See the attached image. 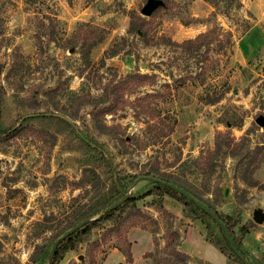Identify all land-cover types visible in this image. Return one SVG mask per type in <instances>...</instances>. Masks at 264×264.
<instances>
[{
  "label": "rangeland",
  "instance_id": "1",
  "mask_svg": "<svg viewBox=\"0 0 264 264\" xmlns=\"http://www.w3.org/2000/svg\"><path fill=\"white\" fill-rule=\"evenodd\" d=\"M161 1L145 16L147 0H0V264H30L98 189L126 193L123 208L58 264H264V0L227 11ZM208 31L188 65L175 43ZM220 133L235 138V155L208 178L198 159ZM149 169L231 215L247 262L209 214L160 190L145 194Z\"/></svg>",
  "mask_w": 264,
  "mask_h": 264
},
{
  "label": "trees",
  "instance_id": "2",
  "mask_svg": "<svg viewBox=\"0 0 264 264\" xmlns=\"http://www.w3.org/2000/svg\"><path fill=\"white\" fill-rule=\"evenodd\" d=\"M212 5H214V7L218 8V9H222L223 11H227L228 9L232 8L233 6H235L236 8H239L241 3L239 0H208ZM142 25H138V24H132L130 27V31L136 33V34H141L142 33ZM209 31L208 32H204L200 35H198L196 38H190L187 39L181 43L177 42L175 43V45L179 46V47H183L184 48V53H187V59H188V65L191 64L189 58L190 55L194 54L193 50H200L204 43L208 40L207 36L209 35ZM209 43V42H208ZM89 47H91L90 45H88ZM86 46L82 51L83 54L85 56V53L87 55V53L89 52V47ZM209 47V44H208ZM115 54L112 53L111 55ZM196 55V54H195ZM197 56V55H196ZM131 74H127L126 76H124V79L126 77H130ZM122 81V80H121ZM116 84V83H115ZM115 84L113 82H108L103 95L98 98L97 100L105 103V99L109 98L112 94V88L115 87ZM105 113L109 112L112 110V106H106L105 108H103ZM151 118V117H150ZM149 118V119H150ZM154 122L150 119L147 121V130L148 132L153 131V127L156 124H153ZM257 126V125H256ZM159 130H162L163 128L160 126ZM16 130H14L13 132H16ZM14 134V133H13ZM12 135V134H11ZM162 135H165L164 133ZM234 137H230L228 135L225 134H218L217 138H216V145L214 147L213 150H208L206 154L202 155L199 157V161L201 162V167L203 168H207L210 172H208V178H210L212 176V174L214 173V171L216 170V167H218L219 165L222 164V161L224 159V157L226 155H231L234 156L235 155V144H234ZM246 156H244L245 158ZM188 161H183L182 164L183 166L187 165ZM218 165V166H217ZM202 168V169H203ZM91 170V174H93L92 177H94L93 181H97L100 178V175L95 171V170ZM205 171V170H204ZM145 175L149 176V182L152 183L153 187L151 190H148L145 194H150L153 193V190L155 191H163L166 193H169L172 196H177L178 198H180L182 201L189 203L191 205H194L197 209L203 211V213L208 214L207 212H205L203 209H201L199 206H197L195 204L194 201L190 200L187 196H185L184 194L180 193L178 190L163 184L162 182L159 181H155L153 178H157L166 182H169L171 184L176 185L177 187L181 188L182 190L188 192L189 194H191L194 198H196L197 200H199L200 202H202L203 204L207 205L211 210H213L216 215L224 222V224L228 227L229 232L234 240V243L236 244V246L240 249V251L244 254V252L241 249V245L239 242V239L235 236L234 234V225H235V221L234 218L231 215H223L221 212H219V210L216 208V205L214 204L213 201L208 200L206 198H204V196L202 194H199L198 192H196L195 190H193L192 188H188L185 183L179 179L178 177L172 176L171 174L167 173V172H160L157 169H149L146 172H144ZM91 185L92 187L95 186H99V184H97L96 182H92L91 181ZM82 184V182H81ZM105 186H107L105 184ZM112 187H116L117 192L120 191L118 185H117V181L115 179H113L112 182ZM110 190V188H108ZM99 191H101V193L103 192L101 189H98ZM101 193L97 194L98 196H96V198H94L92 201H88L85 206H82L83 208H85V210L79 209L78 211L75 210L71 216V218H69L68 220L65 221V225H64V229L61 230L59 233L55 232V234L53 235V243L51 242V245L49 248L44 249V245H38L36 250L33 252V254L31 255L30 258V264H35L37 263L38 259L40 258V255L42 253H46L47 256L49 257L50 252L52 250L53 244L55 243V241L57 240V238H59L60 234H65L69 229L73 228L75 225H77L78 223L82 222L83 220L87 219V218H93L96 215L101 214L102 212H104V210H106L107 208H109L110 206H112L114 203H116L117 201H119L121 198L126 196V193L123 194V196L113 199L112 198V194H110V196H104L101 195ZM133 200H135L134 196H131L129 198V204L130 202H132ZM124 205H119L117 208L109 211V212H105L100 218H96V219H92L91 221H89L88 223H86L84 226H82L81 228H79L77 231H75L74 233L70 234L69 236L65 237L64 239L61 240V242L59 243V245L57 246L54 256L52 257L51 260V264H58L62 261V259L64 258V255L67 251L72 250V249H77L80 238H81V234L82 233H87L89 231H91V228L107 219H110L114 213L117 210H120L123 208ZM215 220V219H214ZM216 222V220H215ZM217 223V222H216ZM218 224V223H217ZM219 225V224H218ZM254 223L251 222L250 224H244L241 227V230H243L244 232L248 231L249 227L253 226ZM220 227V225H219ZM220 229L222 230V228L220 227ZM223 232V237L227 243V245L229 246V248L233 251V253L237 256V254L234 252V250L232 249L224 231ZM219 248L222 252H225L224 247L222 246V244L218 243ZM217 245V246H218ZM41 253V254H40ZM127 255H128V259L129 261H132V253L130 251V249H128L127 251Z\"/></svg>",
  "mask_w": 264,
  "mask_h": 264
},
{
  "label": "water",
  "instance_id": "3",
  "mask_svg": "<svg viewBox=\"0 0 264 264\" xmlns=\"http://www.w3.org/2000/svg\"><path fill=\"white\" fill-rule=\"evenodd\" d=\"M162 4L161 0H147V3L143 6L141 12L143 15L145 16H150L153 11L159 7ZM256 122L257 124H259L260 126L264 127V115H259L256 118ZM146 178H150L149 176H146ZM155 181H159L162 182L165 185H168L176 190H178L180 193L184 194L185 196H187L190 200L194 201L195 204L197 206H199L201 209H203L205 212H207L212 218H214L216 220V222L220 225V227L222 228V230L224 231L232 249L234 250V252L237 254V256H239L240 258H242L245 262V256L244 254L240 251V249L236 246V244L234 243V240L229 232L228 227L224 224V222L216 215V213L211 210L207 205L203 204L202 202H200L199 200H197L196 198H194L191 194H189L188 192L182 190L181 188L177 187L174 184H171L169 182L157 179V178H153ZM127 195L124 197L126 198ZM124 198L120 199L119 201H117L116 203H114L112 206H110L109 208H107L106 210H104V212H102L101 214L98 215V217L96 218H100L105 212H109L115 208H117L123 201ZM93 218V219H96ZM262 218V214L260 212H256L255 214V220L260 222ZM91 218H87L85 220H83L82 222L78 223L77 225H75L73 228L69 229L65 234H63L62 236H60L59 238H57V240L55 241V243L53 244L52 250L50 252V259L52 260V257L54 256L55 250L57 248V246L59 245V243L61 242L62 239H64L65 237L69 236L70 234L74 233L75 231H77L79 228H81L82 226H84L86 223H88L89 221H91Z\"/></svg>",
  "mask_w": 264,
  "mask_h": 264
}]
</instances>
